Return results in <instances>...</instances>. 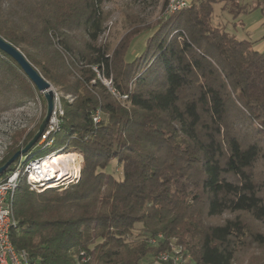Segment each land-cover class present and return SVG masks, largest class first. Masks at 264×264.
<instances>
[{
  "label": "trees",
  "instance_id": "trees-1",
  "mask_svg": "<svg viewBox=\"0 0 264 264\" xmlns=\"http://www.w3.org/2000/svg\"><path fill=\"white\" fill-rule=\"evenodd\" d=\"M231 1L237 19L245 6ZM168 2L123 6L127 34L112 49L105 0H0V37L74 98L61 100L54 150L84 156L66 188L34 193L21 179L10 236L30 264H145L174 239L188 264L264 251V51L214 24L220 0L155 18ZM34 92L0 50V111Z\"/></svg>",
  "mask_w": 264,
  "mask_h": 264
},
{
  "label": "rangeland",
  "instance_id": "rangeland-1",
  "mask_svg": "<svg viewBox=\"0 0 264 264\" xmlns=\"http://www.w3.org/2000/svg\"><path fill=\"white\" fill-rule=\"evenodd\" d=\"M132 1L134 0H105V9L110 13V20L107 24L106 31L103 37L101 38V41L103 43L110 44V47L112 49H115L127 34V30L124 29L122 23L124 11L123 6L131 3ZM235 1L245 6L242 14L237 19H235L233 15L229 13L230 9H233L234 7V2H232L231 0H220V2L214 6V24H220L222 26H225L226 30L231 34L236 35L238 39H247L255 41L257 39L262 38L264 35V25H258L260 22L264 21V0H262V2L260 1L261 5L258 7L256 6L258 4L257 0ZM163 15L164 14L162 12L160 13L159 10L155 18L160 16L162 17ZM256 27L260 29L258 30ZM144 41L145 38L138 39L135 44V48H138L139 44L143 43ZM258 43L255 45V49L261 50V48L264 47V40L260 42L259 45ZM102 81L106 86L110 87L109 81L103 78ZM52 87L53 91L55 92V108H57L58 111H60V109L63 111L61 100L65 98L66 100L72 102L74 98L72 96L65 97L53 85ZM46 113L47 101L44 97V94L41 92H34L33 96L27 98L26 104H11L5 110L0 111V170L17 152L24 149L26 145L32 140L31 139L29 142H27L28 136H30V134L32 133H34V136L36 135L39 130V127L41 126L44 118L46 117ZM62 115L58 113V119H60ZM60 131L61 121L60 130L54 136L55 141L52 142V144H50L49 141L41 137L36 146H34L29 152H27L19 159L21 161L22 159L26 161L24 157L28 153L33 154V157H38L42 151H51V154L45 159L54 155H71L73 157L76 156L80 167L79 172H77L76 170L69 171V166L66 164H62V167H57L54 169L55 171H59L55 174L57 175V177L54 176L53 179H51L52 181L48 183L47 187L44 188L42 191H33L34 193H42L47 189L66 188L71 183H75L80 179L81 170L84 167L83 154L77 150H65L64 148H57V150H54L56 148V137L60 133ZM15 150L17 151L14 153ZM74 153L81 155V162L79 158L80 156ZM45 159H41V163H43V160ZM21 161H19V163ZM10 167L8 169H10ZM67 170L70 172L68 175H65V177L63 178L59 177L60 172L64 171L66 173ZM108 172H112L117 177L121 176L119 167H117L116 165H111L108 168ZM24 173L25 171L23 170L21 172L22 178L25 176ZM215 221L220 222L221 220L217 219ZM238 259V264H254L255 262H264V251L256 249V247H254L252 250L243 253ZM253 260L255 262H253Z\"/></svg>",
  "mask_w": 264,
  "mask_h": 264
},
{
  "label": "built area",
  "instance_id": "built-area-1",
  "mask_svg": "<svg viewBox=\"0 0 264 264\" xmlns=\"http://www.w3.org/2000/svg\"><path fill=\"white\" fill-rule=\"evenodd\" d=\"M191 0H169L164 16L172 15L178 11L190 6ZM58 113L63 114L60 109L55 108L51 121L42 135L43 139L52 144L54 136L60 130V121ZM99 117L95 118L98 122ZM41 159H35L28 163L22 160L16 168L7 175L5 179L0 180V264H30L25 252L19 253L15 249L11 241V230L16 227L17 222L13 212V203L15 194L21 182V172L25 171L27 184L30 191H42L47 187L56 173H47L41 168ZM163 239L162 235L151 241L152 244H157ZM189 256L183 246L177 241L171 240L167 245V249L158 253L149 262L145 264H188Z\"/></svg>",
  "mask_w": 264,
  "mask_h": 264
},
{
  "label": "water",
  "instance_id": "water-1",
  "mask_svg": "<svg viewBox=\"0 0 264 264\" xmlns=\"http://www.w3.org/2000/svg\"><path fill=\"white\" fill-rule=\"evenodd\" d=\"M0 50L11 56L24 70L25 74L30 78V80L37 87L38 91L44 94L47 101V113L38 132L32 138V140L26 145L24 149L17 152L0 170V175L12 166L19 158L29 152L40 140L44 132L46 131L49 122L53 116L55 110V92L53 91L52 84L45 80L41 74L27 61L24 55L13 45L5 41L0 37Z\"/></svg>",
  "mask_w": 264,
  "mask_h": 264
},
{
  "label": "bare ground",
  "instance_id": "bare-ground-1",
  "mask_svg": "<svg viewBox=\"0 0 264 264\" xmlns=\"http://www.w3.org/2000/svg\"><path fill=\"white\" fill-rule=\"evenodd\" d=\"M43 161H42L43 163L41 165V168L49 174L59 172L57 170L55 171L54 169L57 167H62V164L68 165L69 171L76 170L77 172H79V169H80L78 159L71 155H54V156L48 157L47 159ZM69 171L67 170L66 173L64 171L60 172L59 177H62V178L65 177V175H68L70 173ZM55 177H57V175H55Z\"/></svg>",
  "mask_w": 264,
  "mask_h": 264
},
{
  "label": "crops",
  "instance_id": "crops-1",
  "mask_svg": "<svg viewBox=\"0 0 264 264\" xmlns=\"http://www.w3.org/2000/svg\"><path fill=\"white\" fill-rule=\"evenodd\" d=\"M261 25H264V21L260 22L258 26H261ZM256 26H257V25H256ZM258 26H257V27H258ZM257 27H256V28H257ZM256 28H255V29H256ZM255 29H254V30H255ZM257 29L259 30L260 28H257ZM257 29H256V30H257ZM258 30H257V31H258ZM263 40H264V35H263L262 38L257 39V40H255V41H257V43H258V42L260 43V42H262ZM253 41H254V40H253ZM259 43H258V45H259ZM258 45H257V46H258ZM258 50H259V49H258ZM260 51H264V47L261 48Z\"/></svg>",
  "mask_w": 264,
  "mask_h": 264
}]
</instances>
